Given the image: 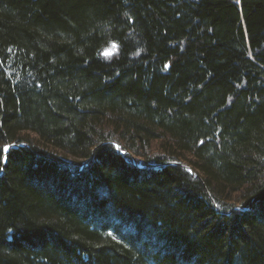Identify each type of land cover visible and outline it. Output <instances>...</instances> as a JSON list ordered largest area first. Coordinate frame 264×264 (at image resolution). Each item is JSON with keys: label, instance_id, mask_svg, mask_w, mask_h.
Here are the masks:
<instances>
[{"label": "trees", "instance_id": "16d2710c", "mask_svg": "<svg viewBox=\"0 0 264 264\" xmlns=\"http://www.w3.org/2000/svg\"><path fill=\"white\" fill-rule=\"evenodd\" d=\"M0 264H264V0H0Z\"/></svg>", "mask_w": 264, "mask_h": 264}, {"label": "rangeland", "instance_id": "374dc122", "mask_svg": "<svg viewBox=\"0 0 264 264\" xmlns=\"http://www.w3.org/2000/svg\"><path fill=\"white\" fill-rule=\"evenodd\" d=\"M60 156V158L62 159V160H64V161H66V162H69L70 161V158H68V157H65L64 155H59Z\"/></svg>", "mask_w": 264, "mask_h": 264}, {"label": "snow or ice", "instance_id": "6c2138e0", "mask_svg": "<svg viewBox=\"0 0 264 264\" xmlns=\"http://www.w3.org/2000/svg\"><path fill=\"white\" fill-rule=\"evenodd\" d=\"M4 150L7 151V148H5Z\"/></svg>", "mask_w": 264, "mask_h": 264}]
</instances>
